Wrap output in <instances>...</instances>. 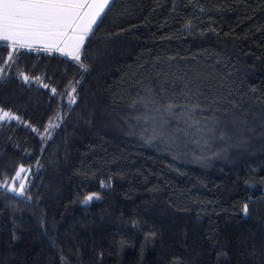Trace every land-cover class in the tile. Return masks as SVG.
<instances>
[{"label":"trees","instance_id":"obj_1","mask_svg":"<svg viewBox=\"0 0 264 264\" xmlns=\"http://www.w3.org/2000/svg\"><path fill=\"white\" fill-rule=\"evenodd\" d=\"M80 55L21 49L0 80L21 118L0 183L31 169L24 196L0 189V264H264V0H114ZM162 111L215 124L216 153L187 158Z\"/></svg>","mask_w":264,"mask_h":264},{"label":"snow or ice","instance_id":"obj_2","mask_svg":"<svg viewBox=\"0 0 264 264\" xmlns=\"http://www.w3.org/2000/svg\"><path fill=\"white\" fill-rule=\"evenodd\" d=\"M113 3L114 0H0V42H3L0 43V50L4 48L8 50L7 59L4 60L3 66H0V80L6 76L5 67L18 60L17 53H20L21 49L44 52L56 51L62 55L70 56L79 64L80 68H85L81 62L82 47L98 31L99 24L106 18ZM185 27L190 28L191 24L189 23ZM109 38L105 37L104 39ZM169 59L173 58L169 57ZM19 77L26 84L33 79L23 71L19 73ZM34 80L39 83L41 77L36 76ZM43 87L48 88L49 86L44 84ZM75 91L76 89L73 88L68 93L70 104L76 102L73 95ZM51 92L56 95L57 89L52 88ZM148 92L151 95V89ZM183 95L188 96V93L185 92ZM135 103L134 101L133 106ZM174 108L183 110L186 122L192 118L196 109L201 112L206 111V109L201 108L199 103H177L175 100L170 101L165 106V111L171 115ZM58 118L57 115L50 119L49 125L45 127V133L51 135L49 129L59 127V124L54 123V120ZM20 120L21 118L10 110L6 111L0 108V127L5 122H20ZM198 124L199 121H193L189 127H193L199 132L201 129L197 127ZM27 126L31 127V125ZM32 131L37 132L38 130L32 128ZM30 171V168H25L23 165L19 166L12 177L13 183H9L6 179L0 183V189L24 196ZM15 182H18V186ZM101 186H105L103 181ZM28 198L31 199L30 196ZM94 198L98 199L99 197L86 196L83 203L88 204ZM243 213L246 217L248 214L247 204L243 206ZM61 259L63 260L64 257Z\"/></svg>","mask_w":264,"mask_h":264},{"label":"rangeland","instance_id":"obj_3","mask_svg":"<svg viewBox=\"0 0 264 264\" xmlns=\"http://www.w3.org/2000/svg\"><path fill=\"white\" fill-rule=\"evenodd\" d=\"M169 118H167V116H164L163 111L160 112L159 117L156 119V121H154L155 124V128L158 129V131H168L171 136L176 138V135L178 134H185L187 133V136H189V141L191 142L192 146H188L187 144H178L179 149H181L182 153L184 151L188 152L187 158L192 159L193 157L196 158V153L198 154H203V153H208V156L211 157L213 154H215L216 152H213V150H215L214 148L217 146V144H219L218 141H216V137L214 138H210L209 134H213L214 136V132H215V124H211L210 122H206L205 124L200 125V123L197 125V127H199L201 129V131L197 132L195 130V128L193 127H189V124L191 123H184L185 125H182V121L180 120H176V116L175 117H171L169 120ZM147 121V119H146ZM150 120L148 119V122ZM176 140V139H175ZM228 143V142H227ZM225 144L228 147V144ZM194 156H192V152H194ZM11 183H13V181H11ZM17 186H18V182Z\"/></svg>","mask_w":264,"mask_h":264},{"label":"crops","instance_id":"obj_4","mask_svg":"<svg viewBox=\"0 0 264 264\" xmlns=\"http://www.w3.org/2000/svg\"><path fill=\"white\" fill-rule=\"evenodd\" d=\"M0 43H3V42H0ZM52 52L62 55L61 53H59V52H56V51H52ZM63 56H66V57H69V58H71L70 56H67V55H63Z\"/></svg>","mask_w":264,"mask_h":264}]
</instances>
